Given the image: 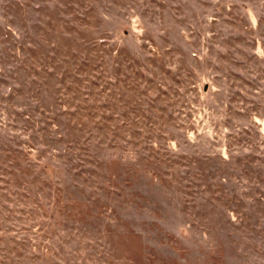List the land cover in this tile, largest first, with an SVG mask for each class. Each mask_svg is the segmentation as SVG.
<instances>
[{
	"label": "rangeland",
	"instance_id": "1",
	"mask_svg": "<svg viewBox=\"0 0 264 264\" xmlns=\"http://www.w3.org/2000/svg\"><path fill=\"white\" fill-rule=\"evenodd\" d=\"M0 264H264V0H0Z\"/></svg>",
	"mask_w": 264,
	"mask_h": 264
},
{
	"label": "trees",
	"instance_id": "2",
	"mask_svg": "<svg viewBox=\"0 0 264 264\" xmlns=\"http://www.w3.org/2000/svg\"><path fill=\"white\" fill-rule=\"evenodd\" d=\"M26 117L29 119L28 115H26ZM3 127H9L8 125L4 124V123H1ZM43 166L45 167V170L47 171V166L46 164L44 163Z\"/></svg>",
	"mask_w": 264,
	"mask_h": 264
}]
</instances>
